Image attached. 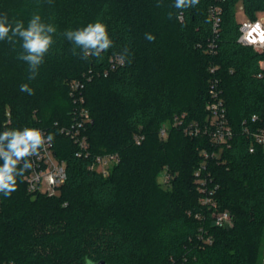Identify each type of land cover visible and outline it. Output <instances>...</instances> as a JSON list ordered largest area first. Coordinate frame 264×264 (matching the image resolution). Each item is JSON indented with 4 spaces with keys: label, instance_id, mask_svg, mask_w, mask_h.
<instances>
[{
    "label": "trees",
    "instance_id": "16d2710c",
    "mask_svg": "<svg viewBox=\"0 0 264 264\" xmlns=\"http://www.w3.org/2000/svg\"><path fill=\"white\" fill-rule=\"evenodd\" d=\"M157 2L0 0V14L10 21L27 26L39 13L58 29L32 81L28 65L17 58L19 42L0 41V132L47 131L68 172L53 195L29 194L28 171L9 198L0 194V264H85V258L107 264H264V148L244 131L264 123V54L239 41L237 10L241 3L244 19L255 20L264 0H199L179 19L174 0H161L160 7ZM216 5L221 16L215 33ZM96 21L107 25L113 46L102 60L73 56L62 33ZM125 46L131 62L122 65L117 57ZM212 66L218 67L234 131L230 145L217 147L207 136L172 128L161 138L162 125L177 114L204 122ZM73 81L85 84L89 155H78L62 133L75 110ZM23 83L35 94L20 92ZM136 134L145 135L140 145ZM204 150L219 185L214 209L200 203L194 177ZM105 153L120 156L107 177L90 169L94 157ZM164 171L173 176L169 185L159 181ZM218 210L230 212V226L216 225Z\"/></svg>",
    "mask_w": 264,
    "mask_h": 264
},
{
    "label": "built area",
    "instance_id": "2783aa9c",
    "mask_svg": "<svg viewBox=\"0 0 264 264\" xmlns=\"http://www.w3.org/2000/svg\"><path fill=\"white\" fill-rule=\"evenodd\" d=\"M221 16V8L214 6L211 9V17L214 32H218ZM239 41L247 46H251L256 52L264 54V18L257 17L255 20L244 19L240 27ZM261 67L264 70V60L261 62ZM218 70L217 66H212L210 72L213 74L210 81V97L211 100L207 104V117L204 122L189 121L187 114H177L173 119L162 125L160 129V137L166 138L170 129L181 130L185 135L192 137L207 136L212 144L217 147L224 148L230 145L234 137V131L227 117V108L223 100L222 90L219 86V79L215 75ZM85 84L81 81H73L70 84V96L75 105L72 121L69 125L62 128V133L73 140L78 147V155H89V143L85 136V130L88 123L91 121L89 110L85 106V96L83 89ZM8 122H10V113H7ZM258 116L252 117V122L257 123ZM35 128V127H34ZM41 129V128H38ZM43 135H49L47 131L41 129ZM251 135L254 144L264 148V123L257 126L256 130H251L248 125L244 130ZM145 139V135L136 134L134 141L140 145ZM254 146L250 151L254 152ZM200 167L195 171L194 177L197 184L198 192L200 193V203L209 208H218V201L215 197L219 185L213 181L211 173L207 167L209 154L206 150ZM32 168L25 176L27 191L29 194L44 193L53 195L56 194L59 188L64 185L68 179L66 163L57 157L55 153V145L46 143L40 149L38 155L30 158ZM120 156L118 153H105L97 155L90 166V169L102 174L104 177L110 175L112 169L119 163ZM163 183L171 184L173 176L170 172L164 171L162 174ZM216 225L221 227L230 226L232 216L228 211H216L214 213Z\"/></svg>",
    "mask_w": 264,
    "mask_h": 264
},
{
    "label": "clouds",
    "instance_id": "9594fccd",
    "mask_svg": "<svg viewBox=\"0 0 264 264\" xmlns=\"http://www.w3.org/2000/svg\"><path fill=\"white\" fill-rule=\"evenodd\" d=\"M198 3L199 0H174L172 7L178 10L177 19L185 10L196 7ZM156 6H162L161 0H158ZM172 17L173 13L169 12L168 18ZM57 32V27L53 23L45 22L39 13L32 15L27 26L23 20L10 21L6 13L0 14V41H7L13 46L19 42L22 51L17 58L28 65L29 81L38 76L40 66L55 43ZM62 35L73 45L72 55L81 60H88L89 57L102 60L103 54L113 46L107 25L101 21L90 22L74 30L66 29ZM145 38L149 42L155 40L151 33H146ZM129 53L130 49L125 46L118 54L117 58L122 65L125 61L131 62L128 59ZM19 91L27 95L35 94V90L28 83L21 84ZM53 139L52 134L45 137L41 129L31 127L0 132V194L3 197L9 198L17 190V178H23L33 166L30 158L38 155L40 149ZM85 264H93V261L85 258Z\"/></svg>",
    "mask_w": 264,
    "mask_h": 264
},
{
    "label": "rangeland",
    "instance_id": "374dc122",
    "mask_svg": "<svg viewBox=\"0 0 264 264\" xmlns=\"http://www.w3.org/2000/svg\"><path fill=\"white\" fill-rule=\"evenodd\" d=\"M237 10L239 11V12H238V19H239L240 21H243V20H244V17H243V13L241 12V10H242V4H241V3L238 5ZM258 16L261 17V18H264V11L260 12ZM159 181H160L161 183H163V179H162L161 176L159 177ZM165 228H166V226H163V227H162V229H165Z\"/></svg>",
    "mask_w": 264,
    "mask_h": 264
},
{
    "label": "water",
    "instance_id": "95a60500",
    "mask_svg": "<svg viewBox=\"0 0 264 264\" xmlns=\"http://www.w3.org/2000/svg\"><path fill=\"white\" fill-rule=\"evenodd\" d=\"M93 264H107V262L104 261V260H102V261H99V262H95V263H93Z\"/></svg>",
    "mask_w": 264,
    "mask_h": 264
}]
</instances>
